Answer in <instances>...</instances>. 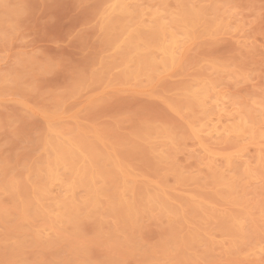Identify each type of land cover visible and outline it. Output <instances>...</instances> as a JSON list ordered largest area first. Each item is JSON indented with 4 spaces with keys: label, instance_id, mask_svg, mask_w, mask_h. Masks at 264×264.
I'll return each instance as SVG.
<instances>
[{
    "label": "rangeland",
    "instance_id": "rangeland-1",
    "mask_svg": "<svg viewBox=\"0 0 264 264\" xmlns=\"http://www.w3.org/2000/svg\"><path fill=\"white\" fill-rule=\"evenodd\" d=\"M0 264H264V0H0Z\"/></svg>",
    "mask_w": 264,
    "mask_h": 264
},
{
    "label": "bare ground",
    "instance_id": "bare-ground-1",
    "mask_svg": "<svg viewBox=\"0 0 264 264\" xmlns=\"http://www.w3.org/2000/svg\"><path fill=\"white\" fill-rule=\"evenodd\" d=\"M163 47H164V46H163ZM166 47L168 48V46H166ZM167 48H166V49H167ZM164 49H165V47H164ZM205 125H206V123H205ZM209 125H210V124H209ZM212 125H213V127L215 126V124H212ZM202 126H203V123H202ZM200 127H201V126H200ZM207 127H208V125H206V127H204V128L207 129ZM216 127H217V126H216ZM208 128H210V126H209ZM199 129H201V128H199ZM199 129H197V131H198ZM214 129H216V128H214ZM201 130H202V129H201ZM207 130H209V129H207ZM205 131H206V130H205ZM214 131H215V130H214ZM216 131H218V130H216ZM216 131H215V132H216ZM199 132H200V131H199ZM60 148H61V147H60ZM65 149H66V148H65ZM60 151H61V150H59L58 153H62V152L64 151V149L62 150V152H60ZM66 152H68V151L66 150ZM63 153L66 154L65 151H64ZM63 153H62V154H63ZM68 154H69V153H68ZM50 177H52V176H50Z\"/></svg>",
    "mask_w": 264,
    "mask_h": 264
}]
</instances>
